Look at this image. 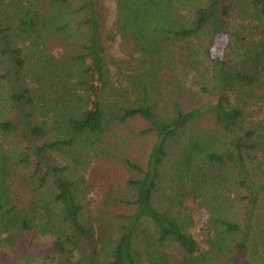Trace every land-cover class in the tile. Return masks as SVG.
Segmentation results:
<instances>
[{"label": "trees", "instance_id": "trees-1", "mask_svg": "<svg viewBox=\"0 0 264 264\" xmlns=\"http://www.w3.org/2000/svg\"><path fill=\"white\" fill-rule=\"evenodd\" d=\"M104 2L0 0V264L42 239L57 264H260L264 120L241 124L264 103V0H115L106 33ZM134 118L156 136L146 164L125 159V191L89 219L54 155Z\"/></svg>", "mask_w": 264, "mask_h": 264}, {"label": "rangeland", "instance_id": "rangeland-1", "mask_svg": "<svg viewBox=\"0 0 264 264\" xmlns=\"http://www.w3.org/2000/svg\"><path fill=\"white\" fill-rule=\"evenodd\" d=\"M115 16V0H105L101 15L105 33L113 27ZM106 45L112 54L117 56L122 54L119 37L109 40ZM199 79V77L196 78L194 88L203 84L197 82ZM5 107L6 103L1 99L0 108L4 112L6 111ZM259 120H264V103L262 102L247 110L245 119L241 124V131L248 130L254 122ZM147 126V121L142 118L130 119L127 124L112 129V132L108 134V141L103 147H97V150L91 151L90 154L84 152L80 155L78 154L77 157L74 156L77 161L66 158L63 154L55 153L54 157L57 159V164H60V166H69V170L65 171V173H68L74 180L79 182L80 188H83L81 200L83 202L84 212L89 219L95 218L99 210L103 208L107 193L111 189H116L119 192L125 191L127 180L131 175L130 170L124 164L125 159L130 158L140 164H146L148 154L156 140V136L152 133H142ZM206 127H208L207 122L200 121L198 125L192 126L184 137L191 136L199 128ZM178 145L180 146V144ZM175 149L177 150L179 148L176 147ZM175 157H177V154L172 153L166 162V173L164 175L165 185L171 182L172 177L170 175L175 163ZM167 187L165 186V189L168 192ZM237 209H239L238 206ZM203 210L206 211V209ZM116 211L126 212L128 208L118 207ZM259 223L264 227V200L262 201V208L259 213ZM262 236L264 237V232ZM259 238L262 237L259 236ZM36 242L40 248H45L44 246L46 245L44 244L51 243L50 239L48 241L46 239L36 240ZM40 248L37 249L36 253L24 255L20 260V264H57L56 260L51 257V253L46 249L42 250ZM141 248H144V243H141ZM262 253H264L263 250ZM262 256L264 257L263 254ZM261 258L258 257L257 259L260 260ZM143 263L150 264L145 259ZM260 264H264V258L260 260Z\"/></svg>", "mask_w": 264, "mask_h": 264}]
</instances>
